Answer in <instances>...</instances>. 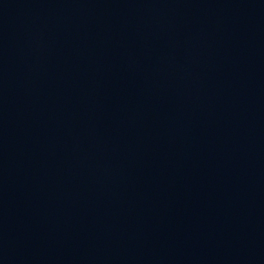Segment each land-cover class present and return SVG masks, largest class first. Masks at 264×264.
<instances>
[{
	"label": "water",
	"instance_id": "1",
	"mask_svg": "<svg viewBox=\"0 0 264 264\" xmlns=\"http://www.w3.org/2000/svg\"><path fill=\"white\" fill-rule=\"evenodd\" d=\"M0 264H264V0H0Z\"/></svg>",
	"mask_w": 264,
	"mask_h": 264
}]
</instances>
